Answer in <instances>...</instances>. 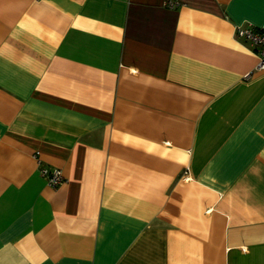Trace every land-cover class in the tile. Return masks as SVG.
I'll list each match as a JSON object with an SVG mask.
<instances>
[{
    "label": "crops",
    "instance_id": "1",
    "mask_svg": "<svg viewBox=\"0 0 264 264\" xmlns=\"http://www.w3.org/2000/svg\"><path fill=\"white\" fill-rule=\"evenodd\" d=\"M177 1L0 0V264H264V0Z\"/></svg>",
    "mask_w": 264,
    "mask_h": 264
},
{
    "label": "built area",
    "instance_id": "2",
    "mask_svg": "<svg viewBox=\"0 0 264 264\" xmlns=\"http://www.w3.org/2000/svg\"><path fill=\"white\" fill-rule=\"evenodd\" d=\"M178 5L179 2L177 0H163V6L166 8L173 9ZM234 36L248 45L251 52L258 58L256 68L264 70V29L254 28L250 25H239L234 28ZM39 174L46 181V184L52 188L64 182L59 170H49L45 167H40Z\"/></svg>",
    "mask_w": 264,
    "mask_h": 264
}]
</instances>
